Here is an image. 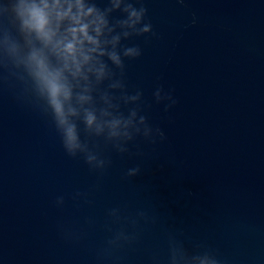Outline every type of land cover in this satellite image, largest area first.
<instances>
[{
	"label": "water",
	"instance_id": "water-1",
	"mask_svg": "<svg viewBox=\"0 0 264 264\" xmlns=\"http://www.w3.org/2000/svg\"><path fill=\"white\" fill-rule=\"evenodd\" d=\"M13 2L0 0V29L24 55ZM130 2L147 9L154 35L122 41L142 51L125 59V83L165 138L138 136L126 153L100 139L111 161L103 172L66 153L51 118L3 68L13 58L0 43V264H170L172 240L218 264H264V0ZM158 88L176 103L157 102ZM120 230L135 240L110 246Z\"/></svg>",
	"mask_w": 264,
	"mask_h": 264
},
{
	"label": "clouds",
	"instance_id": "clouds-1",
	"mask_svg": "<svg viewBox=\"0 0 264 264\" xmlns=\"http://www.w3.org/2000/svg\"><path fill=\"white\" fill-rule=\"evenodd\" d=\"M109 2L110 6L101 9L94 0H14L11 7L14 20L12 17L9 20L20 22L27 48L24 55H20L21 46L8 26L0 29V43L13 58L11 62L5 60L3 68L22 83L30 102L51 118L66 153L74 158L82 155L92 170L101 172L111 161L102 156L100 139L126 153L129 151L126 145L138 136L152 143L156 142V136L165 138L160 128L153 129L147 117L140 114L143 93L137 90L129 94L125 83V59L139 58L142 51L138 46L122 45V41L154 35L151 23L145 22L147 9L137 8L130 0ZM116 11L123 12L126 18L110 21ZM154 95L157 102L176 103L162 88ZM131 105L135 107H128L125 114L122 106ZM80 123L84 125V139ZM141 171L138 165L130 168L127 175L135 177ZM57 203L63 205V198ZM110 215L116 222L121 219L119 209L111 210ZM138 215L148 220L146 213ZM130 222L134 227L139 223L136 219ZM135 238L120 230L108 243L121 247ZM170 264H218V261L209 253L190 256L172 240Z\"/></svg>",
	"mask_w": 264,
	"mask_h": 264
}]
</instances>
